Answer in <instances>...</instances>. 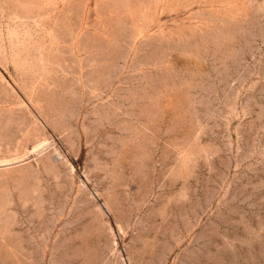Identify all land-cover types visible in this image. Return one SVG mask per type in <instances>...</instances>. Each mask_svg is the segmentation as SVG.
Segmentation results:
<instances>
[{
	"label": "rangeland",
	"instance_id": "374dc122",
	"mask_svg": "<svg viewBox=\"0 0 264 264\" xmlns=\"http://www.w3.org/2000/svg\"><path fill=\"white\" fill-rule=\"evenodd\" d=\"M0 264H264V0H0Z\"/></svg>",
	"mask_w": 264,
	"mask_h": 264
}]
</instances>
